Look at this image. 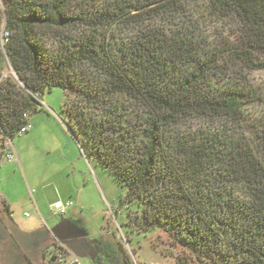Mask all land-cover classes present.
Segmentation results:
<instances>
[{
    "label": "trees",
    "instance_id": "16d2710c",
    "mask_svg": "<svg viewBox=\"0 0 264 264\" xmlns=\"http://www.w3.org/2000/svg\"><path fill=\"white\" fill-rule=\"evenodd\" d=\"M205 1L236 21L233 41L204 40L181 0H0V75L8 60L17 77L0 141L62 88L81 153L126 189L122 228L161 230L177 264H264V137L245 126L243 73L264 70V0Z\"/></svg>",
    "mask_w": 264,
    "mask_h": 264
},
{
    "label": "rangeland",
    "instance_id": "374dc122",
    "mask_svg": "<svg viewBox=\"0 0 264 264\" xmlns=\"http://www.w3.org/2000/svg\"><path fill=\"white\" fill-rule=\"evenodd\" d=\"M181 1L204 40L217 44L234 40L238 29L234 19L216 16L205 0ZM243 73L252 93V99L246 104L245 126L261 140L264 137V70H244ZM4 74L17 79L16 75L10 74L8 67ZM40 100L42 109L31 117L36 131L32 136L30 131V134H20L12 139L7 149L12 150L15 159L9 160L5 155L0 166V191L10 190L17 200V219L22 217L26 221L19 223L21 231L33 232L35 215L32 206L42 200L37 194L38 186L49 181L45 174L52 175L57 171L60 178L52 177L51 180L60 187L65 182L68 190H61V194L72 196L70 199L75 204L67 217L75 215L78 228L81 226L83 235L94 249L92 255L81 259L83 264H125L120 245L133 264H177L175 257L182 250L173 246L161 230L157 229L152 234H136L122 228L126 212L118 209L126 189L100 163L86 160L81 153L69 130V120L64 111V90H47ZM57 196L60 198L58 191L48 193L49 199ZM47 205H41L43 215L47 219L52 217L49 224L53 228L64 216L53 217ZM24 213H28L30 218H24ZM38 264H42V260Z\"/></svg>",
    "mask_w": 264,
    "mask_h": 264
},
{
    "label": "crops",
    "instance_id": "0c3cea01",
    "mask_svg": "<svg viewBox=\"0 0 264 264\" xmlns=\"http://www.w3.org/2000/svg\"><path fill=\"white\" fill-rule=\"evenodd\" d=\"M43 103V102H42ZM30 130L28 132V134H30V131H31V135L32 136L34 134V132L36 131L34 126H32V118L30 119ZM8 149H7V144L6 142H1L0 141V166L2 163L4 162H1L2 158L5 156V155H8ZM87 160V159H86ZM60 172H53V174L51 175L50 173L48 174H45V177L48 176L49 177V181L47 182H43L41 186H38V196L40 198V202H36V205L32 206V211L35 215V218H33L32 222H33V232L34 231H38L39 229H41L42 227H44L45 225H48L50 227V219H52V217L50 219H47L45 218V216L43 215V210H42V206L41 205H47V202H48V211L50 212V214L55 217V218H59V215H54L53 213H51V209H52V206L55 204V203H58V202H63L64 204H68L69 202H72L73 203V206L69 207L66 214L65 215H61L60 217H62V220L59 222L57 220V224H55V226L51 229L52 231L55 230L57 234H54L56 235L58 238H60L59 236L60 235H63V234H66L67 233V227H72L75 232L77 233H80V234H84L83 233V230L81 228V226H77V221H76V217L74 214H70L69 217H67V214L70 213L75 207V204L74 202L70 199L72 196H66L64 197L62 194H61V190H64L65 192H67L66 190H68L67 188V185L62 183L61 187L59 184H56L55 180H51L52 177H57L59 176L60 178V175H59ZM47 180V179H46ZM88 183H90L88 181ZM87 183V184H88ZM53 190V193L56 191H58L59 195H60V198H58V196L56 198H53V199H49L48 198V193L50 191ZM57 195V194H56ZM71 195V194H69ZM44 201V202H43ZM6 203V204H5ZM16 204H17V200L14 199V197L10 194V190L7 191L5 189H3L2 191H0V211H2L0 213V216L2 218H4L5 220H11L14 225H16L19 229L20 228V224L19 223H25L26 221L20 217L17 219V216H16ZM6 205L8 206V209H6ZM53 212V211H52ZM29 214L28 213H24L23 214V217L24 218H30V216H28ZM85 257L87 256H83L82 258L84 259ZM81 258V259H82Z\"/></svg>",
    "mask_w": 264,
    "mask_h": 264
},
{
    "label": "flooded vegetation",
    "instance_id": "af4514ba",
    "mask_svg": "<svg viewBox=\"0 0 264 264\" xmlns=\"http://www.w3.org/2000/svg\"><path fill=\"white\" fill-rule=\"evenodd\" d=\"M67 233L58 238L52 232V227L45 225L41 231L48 232L46 242L36 239L31 245L18 238L17 226L11 220H5L0 216V264H38L43 258L46 246L60 240L67 244L77 255L89 256L93 254L92 244L87 238L75 232L72 227H67Z\"/></svg>",
    "mask_w": 264,
    "mask_h": 264
},
{
    "label": "built area",
    "instance_id": "2783aa9c",
    "mask_svg": "<svg viewBox=\"0 0 264 264\" xmlns=\"http://www.w3.org/2000/svg\"><path fill=\"white\" fill-rule=\"evenodd\" d=\"M10 33L6 30L5 25H3L1 33H0V53H5V47L9 43ZM7 67L10 69V74L15 76L14 71L9 65V62L7 60ZM8 78V75H5L4 73L0 75V89L3 85V82ZM25 118H27V115H25ZM30 124L26 125L22 128L20 134H26L30 130ZM11 140H6V144L8 147V144ZM8 158L9 160L15 159V154L12 152L11 149H8ZM73 206L72 202H69L68 204H64L63 202H58L55 205L52 206V211L54 215H65L68 208ZM42 264H83L81 257H79L67 244L64 242L58 240L54 244H51L48 248H46L43 258Z\"/></svg>",
    "mask_w": 264,
    "mask_h": 264
},
{
    "label": "water",
    "instance_id": "95a60500",
    "mask_svg": "<svg viewBox=\"0 0 264 264\" xmlns=\"http://www.w3.org/2000/svg\"><path fill=\"white\" fill-rule=\"evenodd\" d=\"M17 231H18V234H17L18 238L27 242V243H30L31 245H33L35 243L36 239L40 240L41 244H44L46 242L47 234L50 232L49 229L46 230L48 232H44L41 230L34 231L31 233L30 232H23L18 227H17ZM52 232L57 234L55 230H53ZM79 257L82 258V256H80V255H79Z\"/></svg>",
    "mask_w": 264,
    "mask_h": 264
}]
</instances>
